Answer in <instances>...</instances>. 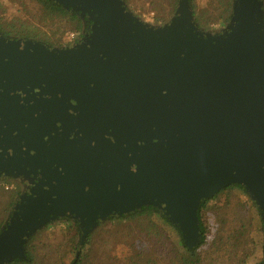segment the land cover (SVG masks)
Returning <instances> with one entry per match:
<instances>
[{
    "label": "water",
    "instance_id": "water-1",
    "mask_svg": "<svg viewBox=\"0 0 264 264\" xmlns=\"http://www.w3.org/2000/svg\"><path fill=\"white\" fill-rule=\"evenodd\" d=\"M53 1L94 25L66 50L0 37V174L38 177L0 233V264L25 260L26 240L59 217L80 220L84 240L97 221L147 204L192 250L201 201L232 185L264 224L258 0H234L221 35L197 29L188 0L163 27L121 0Z\"/></svg>",
    "mask_w": 264,
    "mask_h": 264
},
{
    "label": "trees",
    "instance_id": "trees-1",
    "mask_svg": "<svg viewBox=\"0 0 264 264\" xmlns=\"http://www.w3.org/2000/svg\"><path fill=\"white\" fill-rule=\"evenodd\" d=\"M121 2L129 11L126 1L121 0ZM167 2L168 11L163 12L161 9L163 14L159 17L164 21L158 27L169 23L177 11L179 0H167ZM258 2L264 23V0H258ZM188 3L190 19L199 31L221 35L231 26L234 0H207V5L203 7L196 6L195 0H188ZM133 15L137 17L135 13ZM213 24H218V29L210 28ZM93 25L94 21L89 14L65 9L53 0H0V37L8 41H33L51 50H66L84 42L92 32ZM68 31L75 36L69 43L63 44L61 39ZM237 190L246 196L241 186L232 185L220 191L214 198L201 201L196 214L201 234L200 242L192 250L183 246L190 255H194L205 243L201 212L208 208L211 201L224 196V200L217 203V210L212 211L219 221L218 235L203 253L199 263H191L182 258L176 251L171 237L174 233L182 244L180 229L170 222L159 207L147 204L133 212L120 216L110 214L103 221H97L95 228L84 240H82L83 227L80 220L75 216L59 217L37 230L26 240L25 260H14L10 264H38L34 245L36 237L51 225L66 222L74 226L80 238L74 246L75 253L70 264H92V262L93 264H239L248 256L244 248V244L247 243L244 239L251 230L248 225L255 223L259 226L264 244V224L260 211L250 199V203L256 210L254 219L238 216L234 222L232 220L229 222L227 218H224V212L230 211L232 193ZM21 193L17 186L12 193L10 206H14L16 197ZM235 206L236 209L240 208L239 212L243 210L241 206L237 204ZM11 217L12 214H9L1 221L0 233ZM113 221H121L125 225L108 232L102 228L106 222Z\"/></svg>",
    "mask_w": 264,
    "mask_h": 264
},
{
    "label": "rangeland",
    "instance_id": "rangeland-1",
    "mask_svg": "<svg viewBox=\"0 0 264 264\" xmlns=\"http://www.w3.org/2000/svg\"><path fill=\"white\" fill-rule=\"evenodd\" d=\"M125 1L127 4V8L132 11L131 12L129 10L132 14L135 13L140 21L150 24L153 27L162 25L164 21L163 18L159 17L163 14L161 12V9L163 12L168 11L167 0ZM195 3L196 6L203 7L207 5V0H195ZM163 9H165V11ZM212 27L217 28L219 27V25L213 24L212 26H210V28ZM74 36L75 35L72 32H66L61 39V43H69L74 38ZM12 171H14L13 173L24 175L21 172L29 171V169L15 168V170L12 169ZM8 177L9 175L0 174V223L9 214H14L11 212V210H16L15 206H10L12 204L11 198L12 193L17 186V183L14 184V182L20 181L21 178L18 176L12 177L13 179ZM23 181L28 183L25 178L23 179ZM4 182L10 183L5 184ZM232 197L233 199L231 201L230 211L226 210V212H224V218H227V221L230 222L232 220V222H234L238 216H243L249 219L252 217L254 219L256 217V210L250 203V200L247 196L242 194L241 191L237 190L232 193ZM223 200L224 196H219L218 199H216L215 201H211L208 204V208L206 210L201 212V220L205 230V243L198 251H196L194 255H190L183 247L178 237L174 233H172L171 237L173 245L176 251H178V253L182 256V258L191 263H199L203 256V253L206 252L211 242L218 235L219 221L216 218L215 214L212 213V211L217 210V203ZM236 204L242 207L243 210L241 212H239L240 208L236 209ZM124 225V222L113 221L106 222L102 226V228H104L108 232L109 230H113L115 228H118L119 226ZM248 227L251 230L247 233L246 238L244 239L247 240V243L244 244V248L245 251H247L248 256L243 258L239 264H264V244L262 232L260 231L259 226L255 223H251L250 225H248ZM79 239L80 238L77 236L76 230L71 223L66 222L51 225L35 239L34 245L36 246V261L38 262V264H70L75 253L74 246Z\"/></svg>",
    "mask_w": 264,
    "mask_h": 264
},
{
    "label": "flooded vegetation",
    "instance_id": "flooded-vegetation-1",
    "mask_svg": "<svg viewBox=\"0 0 264 264\" xmlns=\"http://www.w3.org/2000/svg\"><path fill=\"white\" fill-rule=\"evenodd\" d=\"M16 176L20 177L21 180L14 182V184L17 183L16 185L19 186V189L21 190L22 193L16 197V199L14 201V206L19 205L20 199L25 195L26 196L29 195L30 190L33 189L34 185L38 182L37 175L33 176L32 174L30 175V177H26L24 175H19V174L13 173L12 175H9L8 178L13 179L12 177H16ZM24 178L28 181V183L23 181ZM8 181H10V180H8ZM16 187H15V189H16ZM22 194H23V196H22ZM11 212L13 213L14 210L13 211L11 210Z\"/></svg>",
    "mask_w": 264,
    "mask_h": 264
}]
</instances>
